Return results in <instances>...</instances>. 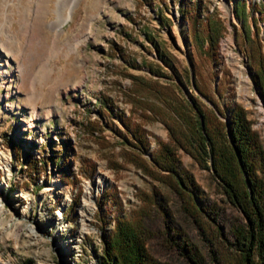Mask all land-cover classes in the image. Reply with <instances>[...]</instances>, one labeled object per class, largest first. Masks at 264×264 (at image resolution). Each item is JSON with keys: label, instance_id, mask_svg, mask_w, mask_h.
Masks as SVG:
<instances>
[{"label": "rangeland", "instance_id": "1", "mask_svg": "<svg viewBox=\"0 0 264 264\" xmlns=\"http://www.w3.org/2000/svg\"><path fill=\"white\" fill-rule=\"evenodd\" d=\"M238 1L68 0L72 18L39 44L23 23L36 1L0 0V264H99L122 219L158 264L236 262L243 216L192 103L213 136L242 110L264 153V0ZM168 150L196 198L156 165Z\"/></svg>", "mask_w": 264, "mask_h": 264}, {"label": "trees", "instance_id": "2", "mask_svg": "<svg viewBox=\"0 0 264 264\" xmlns=\"http://www.w3.org/2000/svg\"><path fill=\"white\" fill-rule=\"evenodd\" d=\"M181 6L180 14L188 22L189 18H193L191 10H188L187 3ZM243 6L244 2L238 1L239 11L243 10ZM160 21L169 24L170 19L164 16ZM209 26L211 31L207 34V40L214 46L217 35L213 26ZM192 104L198 112L196 132L200 150L210 158L218 183L243 216L242 224L231 229L232 241L229 245L238 254L234 264H264V153L242 110L230 108L224 116L225 122L213 136L207 130L204 114L196 104ZM99 105V109H110L106 100L100 101ZM14 141V138H10L11 145H14ZM168 153L165 160L155 159L156 165L171 173L176 184L196 198V191L189 186L191 181L188 176L178 169L173 152L168 150ZM55 156L56 163L62 161V154ZM99 264L158 263L150 257L137 229L122 219L117 220L115 228L103 237Z\"/></svg>", "mask_w": 264, "mask_h": 264}, {"label": "bare ground", "instance_id": "3", "mask_svg": "<svg viewBox=\"0 0 264 264\" xmlns=\"http://www.w3.org/2000/svg\"><path fill=\"white\" fill-rule=\"evenodd\" d=\"M35 1L36 6H34L36 9L32 11V15L26 13L23 23H26L31 29L36 30L37 33L33 39H35L40 44L46 38L44 32L46 29L54 32L52 35H50V38L62 33L64 24L72 18L74 4L72 3L68 5V0H57L55 3L56 8L54 9L56 18L53 21H47L46 16L49 12V8L47 6L48 0ZM66 7H68V13L65 15L64 9ZM0 50L8 52L5 47V42L2 41V38L0 39Z\"/></svg>", "mask_w": 264, "mask_h": 264}]
</instances>
